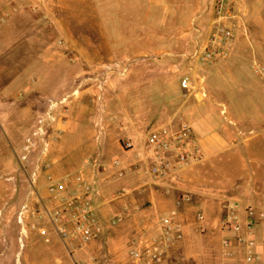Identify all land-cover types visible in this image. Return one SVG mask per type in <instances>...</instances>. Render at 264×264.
<instances>
[{
  "label": "rangeland",
  "instance_id": "374dc122",
  "mask_svg": "<svg viewBox=\"0 0 264 264\" xmlns=\"http://www.w3.org/2000/svg\"><path fill=\"white\" fill-rule=\"evenodd\" d=\"M211 2L0 0V92H8L10 99L1 100L0 264H27L29 255L39 254L50 242L53 251L60 248L47 225L39 233L28 224L27 238L24 218H20L23 231L8 211L4 213L9 205L21 208L34 190L38 195L41 182L47 190L45 165L52 164L48 158L41 163L39 146L20 161L33 131L18 132L7 124L12 118L9 102L16 98L19 107L29 104L37 114L45 112L36 114L37 124L51 113L49 126L62 107L51 110V103L61 96L68 102L82 97L91 123L108 124L111 143L119 139L120 131L126 139L141 141L154 128L185 124L193 130V122L203 120L214 126L225 145L209 160L221 163L225 177L221 181L243 204L264 210V81L252 69L264 67V0H236L231 55L197 73L204 80L206 98L196 100L186 96L180 78L190 73L186 57L194 52V27L206 24ZM14 28L19 30L17 37ZM17 119L24 118L13 116ZM54 137L46 132L50 152ZM37 166L43 179L33 176L40 172ZM240 170L247 177H238ZM18 215L19 211L16 223ZM15 252L16 260L9 261Z\"/></svg>",
  "mask_w": 264,
  "mask_h": 264
},
{
  "label": "crops",
  "instance_id": "0c3cea01",
  "mask_svg": "<svg viewBox=\"0 0 264 264\" xmlns=\"http://www.w3.org/2000/svg\"><path fill=\"white\" fill-rule=\"evenodd\" d=\"M149 1L156 5L162 4L164 0ZM13 31L17 37L19 30L14 28ZM13 82L15 83L16 80ZM7 93L0 92V118L2 116L1 100L3 97H6L4 99L6 101L10 100L6 96ZM83 94L85 93H81V96ZM60 98L69 99L62 96ZM18 102L19 98H16L14 102H9L11 103L9 104V115L12 118L7 124L10 129L18 132L34 131L38 126L34 121L35 116L44 115L45 112L37 114L29 104L23 103L25 107H19ZM86 104L84 98L81 97L74 101L73 99L67 101L66 112L63 111V107H60L58 119L49 125V131L45 130L55 136L54 140H51L54 149L51 152L48 151L41 163L48 158L52 164L45 173L58 179L79 169L88 156L100 157L106 163L112 159L120 160L121 164L118 169L110 170L107 174L96 175L93 205L97 219L103 227L102 234L85 247L73 251L69 250L68 246L57 237L59 241L57 243L60 244L58 250L53 251L55 245L50 242L48 243L50 246L44 247L43 245L39 254L29 255L25 262L27 264H93V262L94 264H125L128 261L127 253L133 248L136 240L142 238L157 242L161 238L157 227L158 221L163 215L175 210L181 224L182 237L180 239L169 238L170 245L166 249L164 264H245L243 249L234 247L235 254L230 257L222 254V240L225 235L220 232V222L227 212L226 207L232 201L241 203L244 201L239 196L230 193L227 185L221 181L225 179L221 175V163L209 161L214 160L221 152L219 149L225 146L224 142L217 138L214 126L211 124L206 126L203 120L193 122V130L204 159L200 164L182 169L173 185V190L166 191L148 176L138 162L141 150L140 141L134 138L132 141L126 139L128 137L120 131L119 139L111 143L110 138H107L108 124L103 125L101 130L96 123H91L94 120H91ZM62 114L63 118L60 117ZM13 116H20L24 118L23 121H27L25 124L20 119L14 121ZM47 122L49 121L44 122V128L49 127ZM121 138L122 142H120ZM125 139L132 142L131 149L123 148ZM203 163H208V165L195 169ZM262 170L264 173V165ZM245 173V170L238 171V177H247ZM90 174L88 172V175ZM250 174L248 176L251 179ZM36 175L35 179L44 178V173L41 171L36 172ZM41 184L42 188L40 186L41 191L38 196L32 193L27 197L26 204L30 208L39 207V204H36L37 200L47 201L48 193L45 183L41 182ZM180 198L184 200L177 206L176 203ZM7 211L13 223L21 226L24 231L23 225L16 223V214L20 211V206L15 209L14 206L9 205L4 213ZM118 217L121 221L113 224ZM24 221L27 238L30 232L28 224L39 233H43L46 225L53 231L51 224H44L43 220L36 224L34 223L36 221L32 220L28 214H24ZM256 236L258 241L264 240V223L261 221L256 223ZM17 253H13L8 258L9 261L16 260ZM3 259L8 260L5 255Z\"/></svg>",
  "mask_w": 264,
  "mask_h": 264
},
{
  "label": "built area",
  "instance_id": "2783aa9c",
  "mask_svg": "<svg viewBox=\"0 0 264 264\" xmlns=\"http://www.w3.org/2000/svg\"><path fill=\"white\" fill-rule=\"evenodd\" d=\"M235 3L236 0H212L206 24L200 28L194 27V52L186 57L190 73L180 78V86L186 96L196 100L205 99L204 80L196 77L197 73L203 67L218 65L229 59L235 39ZM252 69L255 75L264 81V67L254 65ZM67 101L61 99L51 103L50 109L62 106L66 112ZM50 119L51 113L47 118L39 120L31 137L25 140L26 155H21L20 161H26L27 154L38 146L43 157L48 154L49 142L45 138L46 131L43 126L44 122ZM97 126L102 130V121L97 123ZM140 144L138 162L148 176L166 191L173 190L182 169L200 164L204 159L195 133L185 124L154 128L145 135ZM132 146L129 141L123 143L124 149H131ZM120 164L119 159L106 163L100 157L88 156L79 169L62 178L57 179L51 174H46L47 201L37 200L38 208H30L24 204L19 211L18 223L20 224V218H24V214H28L35 221L45 220L51 224L57 237L69 250L85 247L90 241L101 236L103 231L93 205L96 175L116 170ZM45 169L47 172L50 165H45ZM36 170L40 171V167L37 166ZM88 172L91 174L88 175ZM33 176H37L36 172ZM183 200L184 198H180L176 205L179 206ZM226 208L227 212L220 222V232L225 235L222 240L223 256H233L234 247H237L244 251L245 264H264V240L260 242L256 236V223H264V210L239 201H232ZM120 221L121 218L118 217L113 224ZM157 227L161 238L157 242L142 238L136 240L133 248L127 253L128 261L125 264H164L166 249L170 245L169 238L182 237L177 211L172 210L160 217Z\"/></svg>",
  "mask_w": 264,
  "mask_h": 264
}]
</instances>
